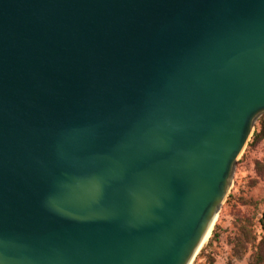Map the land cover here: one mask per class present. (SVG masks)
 Instances as JSON below:
<instances>
[{
	"label": "water",
	"instance_id": "95a60500",
	"mask_svg": "<svg viewBox=\"0 0 264 264\" xmlns=\"http://www.w3.org/2000/svg\"><path fill=\"white\" fill-rule=\"evenodd\" d=\"M264 112V0H0V264H191Z\"/></svg>",
	"mask_w": 264,
	"mask_h": 264
},
{
	"label": "rangeland",
	"instance_id": "374dc122",
	"mask_svg": "<svg viewBox=\"0 0 264 264\" xmlns=\"http://www.w3.org/2000/svg\"><path fill=\"white\" fill-rule=\"evenodd\" d=\"M260 120L264 121V112L256 118L235 162L214 223L217 237L210 243L207 240L191 264H264L254 256L264 237V137L252 141Z\"/></svg>",
	"mask_w": 264,
	"mask_h": 264
},
{
	"label": "trees",
	"instance_id": "16d2710c",
	"mask_svg": "<svg viewBox=\"0 0 264 264\" xmlns=\"http://www.w3.org/2000/svg\"><path fill=\"white\" fill-rule=\"evenodd\" d=\"M259 125H260V130L258 132L253 133V140H252L253 142H256L261 137H264V121L260 120ZM216 228L217 227L214 226V229L211 233V237L209 238L208 243L216 239L217 237ZM254 256L255 258H257L258 262L264 263V237L257 243L255 251H254Z\"/></svg>",
	"mask_w": 264,
	"mask_h": 264
}]
</instances>
